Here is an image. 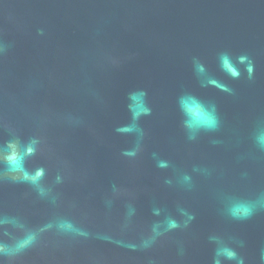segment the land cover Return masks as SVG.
<instances>
[{
  "label": "water",
  "instance_id": "1",
  "mask_svg": "<svg viewBox=\"0 0 264 264\" xmlns=\"http://www.w3.org/2000/svg\"><path fill=\"white\" fill-rule=\"evenodd\" d=\"M260 136L264 0H0V264H264Z\"/></svg>",
  "mask_w": 264,
  "mask_h": 264
},
{
  "label": "clouds",
  "instance_id": "2",
  "mask_svg": "<svg viewBox=\"0 0 264 264\" xmlns=\"http://www.w3.org/2000/svg\"><path fill=\"white\" fill-rule=\"evenodd\" d=\"M241 60L244 59V57L240 58ZM223 64L225 67L228 68L231 75L233 77L239 76L238 70L233 67L230 64V61L227 56L222 57ZM247 71L249 73V76L251 77V73L253 71V68L251 64H249ZM132 96V99L134 101H140L139 106L137 104L135 106H130V111L132 112L133 119L138 120L141 115H149L151 113V109L147 106L146 101H144V97L146 96V93L143 91H140L138 93L130 94ZM178 108L180 113L183 116V125L184 127L189 131L190 139L195 138V134L201 130L204 131H213L218 127L219 120L218 116L215 111V107L211 106L209 107L206 105L201 99L196 97L195 95L191 94H185L178 98ZM126 130H132L126 129ZM258 143L261 145V147H264V136H260L257 138ZM9 148L13 149L14 145L9 143ZM28 153L31 154L33 152L32 148H29ZM9 164L13 168H19L22 167V157L19 156V154H13L12 151H10L6 157ZM25 178H29V174L25 172ZM42 175V170H37L35 173L36 177H39ZM254 212V205L247 202H240L236 203L232 206L230 209V214L236 218V219H247L249 218ZM175 221L170 222V227H177ZM32 240L31 237L28 238V241L30 242ZM26 243H21L17 245V251L22 250L24 247H26ZM4 249L0 247V252H3ZM229 260L236 259V253L230 249H222L220 250ZM216 264H219V261H216ZM238 264H243V260H238Z\"/></svg>",
  "mask_w": 264,
  "mask_h": 264
}]
</instances>
